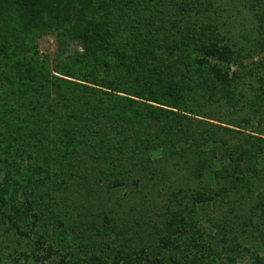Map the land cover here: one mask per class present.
I'll list each match as a JSON object with an SVG mask.
<instances>
[{
	"label": "trees",
	"instance_id": "16d2710c",
	"mask_svg": "<svg viewBox=\"0 0 264 264\" xmlns=\"http://www.w3.org/2000/svg\"><path fill=\"white\" fill-rule=\"evenodd\" d=\"M242 3L237 39L216 0H0V264H264V0Z\"/></svg>",
	"mask_w": 264,
	"mask_h": 264
},
{
	"label": "rangeland",
	"instance_id": "374dc122",
	"mask_svg": "<svg viewBox=\"0 0 264 264\" xmlns=\"http://www.w3.org/2000/svg\"><path fill=\"white\" fill-rule=\"evenodd\" d=\"M229 2L230 0H216L218 10L217 12L222 16V18L223 16L225 17L226 15H228V18L226 19V21L228 22L226 24V31L229 32V35H232L233 37L235 36L237 37V39H240L241 35L245 34V32H250L253 26L256 25V21H254L255 17L252 18L253 15L248 10L247 4L242 3L239 4V7L237 9H232L230 6H228ZM37 43L39 46L40 53L49 54L51 55V57L54 56L58 49V42L55 33H49L38 38ZM71 45L72 46L69 51H75V49H80V45L76 42H73ZM214 110L218 109L215 108ZM218 113L220 114L221 110H219ZM256 122L257 121L253 119L254 125L256 124ZM72 237L74 236L68 234V247L72 245V242L69 241L72 240ZM3 245H5V243L1 244V246ZM255 246L259 248L260 253L264 256V242L261 240L256 241ZM250 255L251 253L246 252L243 257H240L236 260L235 264H248L251 261Z\"/></svg>",
	"mask_w": 264,
	"mask_h": 264
}]
</instances>
